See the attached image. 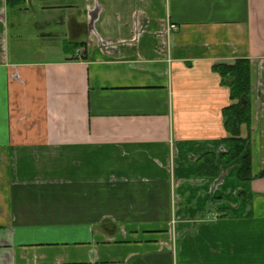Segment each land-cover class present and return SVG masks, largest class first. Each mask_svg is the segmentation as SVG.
<instances>
[{
  "label": "crops",
  "instance_id": "1",
  "mask_svg": "<svg viewBox=\"0 0 264 264\" xmlns=\"http://www.w3.org/2000/svg\"><path fill=\"white\" fill-rule=\"evenodd\" d=\"M263 173L264 0H0V264H264Z\"/></svg>",
  "mask_w": 264,
  "mask_h": 264
},
{
  "label": "trees",
  "instance_id": "2",
  "mask_svg": "<svg viewBox=\"0 0 264 264\" xmlns=\"http://www.w3.org/2000/svg\"><path fill=\"white\" fill-rule=\"evenodd\" d=\"M25 0H8L9 5L18 6ZM213 71L222 78V84L229 88L231 105L223 111L225 128L229 137L224 141L229 148V153L221 157L222 164H229L242 156V162L239 170V177L243 181H250L251 174V155L249 139H243L240 135L242 125L250 126L251 122V74L250 62L246 59L236 60L234 64H218L213 66ZM212 165L208 166V172H205L203 166L200 175L216 176L218 171L214 167L213 160L208 158ZM264 177L263 175H261Z\"/></svg>",
  "mask_w": 264,
  "mask_h": 264
},
{
  "label": "rangeland",
  "instance_id": "3",
  "mask_svg": "<svg viewBox=\"0 0 264 264\" xmlns=\"http://www.w3.org/2000/svg\"><path fill=\"white\" fill-rule=\"evenodd\" d=\"M29 41V40H28ZM86 51V50H85ZM76 55H80L81 57H85L86 55V52L84 53V50L83 49H80V50H77V54Z\"/></svg>",
  "mask_w": 264,
  "mask_h": 264
}]
</instances>
